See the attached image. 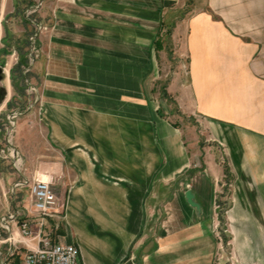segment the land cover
Listing matches in <instances>:
<instances>
[{"label": "crops", "instance_id": "0c3cea01", "mask_svg": "<svg viewBox=\"0 0 264 264\" xmlns=\"http://www.w3.org/2000/svg\"><path fill=\"white\" fill-rule=\"evenodd\" d=\"M42 17L13 172L0 156L11 241L50 234L80 264H223L214 222L229 166L230 253L264 264V0H45ZM2 30L0 18V50ZM45 176L63 215L36 213L27 184L10 213L8 184L16 195Z\"/></svg>", "mask_w": 264, "mask_h": 264}, {"label": "rangeland", "instance_id": "374dc122", "mask_svg": "<svg viewBox=\"0 0 264 264\" xmlns=\"http://www.w3.org/2000/svg\"><path fill=\"white\" fill-rule=\"evenodd\" d=\"M45 0H0V18H2V33H3V47L4 51H8L10 54L7 56H13L9 58L10 63L7 67L8 59L5 58L6 55L3 53L0 54V66L5 63L7 68V80L3 82V85L8 89V98L5 100L3 116L4 122L0 121V124L3 123L4 132H3V141L2 148L6 150L7 153L12 152L11 146L8 144L7 139H9V143L13 145V135L15 133V128H13L12 124L7 119V115H10L13 112L19 114H26L31 110L29 98L31 96L32 99L35 98L34 92H31L30 84L32 83V67L31 64H34L36 61V52L35 45L37 34H39L42 30L43 17H42V9L44 7ZM33 50V52H31ZM21 58L27 60L26 66H23L21 70L15 72L14 76H12V69L18 64ZM11 65V69L9 66ZM30 68V69H28ZM9 69V70H8ZM14 77V79H13ZM31 93V95H30ZM32 106H36V103H32ZM5 114V116H4ZM17 121V120H16ZM176 122V120H173ZM178 121V120H177ZM178 123V122H177ZM13 128V131L9 137H7L8 129ZM200 140L203 139V136L199 133ZM6 139V140H5ZM18 159V158H17ZM8 162L5 165L10 167L9 171L13 172L11 168V161L14 158L9 157L6 159ZM18 161V160H14ZM4 162V161H3ZM227 165V164H226ZM17 163L15 162V167H17ZM19 170L22 168V165L19 164ZM227 169V177L224 178L223 181L220 182L218 187V195L219 200L217 204L220 205L217 208V215L215 216V226L219 224V231L223 239L226 238L227 241L231 240V234L229 232V219H228V211L231 207L232 203V194H233V178L231 173L229 172L230 167L225 166ZM12 185L8 184V193H7V201L10 213L13 212V207L18 205L19 199L21 195L26 193L28 190L27 185L23 180L18 181L14 185V191L16 195L11 191ZM20 188V190H18ZM54 189V188H53ZM19 193V194H18ZM0 264H24V254L26 252V248L24 243H13L15 248L13 254H9V242L10 236L8 235L9 230L5 225L0 224ZM8 244H7V243ZM28 244V243H27ZM230 246L227 247V256L230 255Z\"/></svg>", "mask_w": 264, "mask_h": 264}, {"label": "built area", "instance_id": "2783aa9c", "mask_svg": "<svg viewBox=\"0 0 264 264\" xmlns=\"http://www.w3.org/2000/svg\"><path fill=\"white\" fill-rule=\"evenodd\" d=\"M31 52H33V50H31ZM30 89L35 95L34 99H32L31 96L29 98V102L31 104L30 108H32V103L35 104L37 102V90L33 84H30ZM20 115L21 114L16 112L7 115V119L12 124L13 128H15L16 119ZM13 128L8 129L7 137L11 135ZM7 142L11 146L9 139H7ZM0 156L3 159L12 157L14 160H17L18 153L12 148V152L9 154L4 148H2L0 149ZM25 184L29 185L30 187V200L36 213H38L43 218H55L63 215L64 205L57 197L51 182L46 183L44 179H34L32 183ZM217 208H219L218 205ZM20 233L25 239L31 237L32 232L29 222L22 221L20 223ZM214 233L218 240L217 261L223 262V264H236L231 253L229 256H227V247L230 246V241H227L226 238H222L219 231V224L215 226ZM12 238V235H10L8 241L12 242ZM16 242L21 243V238L15 239L12 244ZM24 244H26V252L23 258L24 264H80L79 248L74 244L54 242L50 234L43 235L40 233L38 237V246L36 248L30 247L29 243L27 244V242ZM13 252L14 249H12L9 254H13ZM6 264L8 263L6 262Z\"/></svg>", "mask_w": 264, "mask_h": 264}, {"label": "water", "instance_id": "95a60500", "mask_svg": "<svg viewBox=\"0 0 264 264\" xmlns=\"http://www.w3.org/2000/svg\"><path fill=\"white\" fill-rule=\"evenodd\" d=\"M6 80H7L6 69L4 66H0V109L8 97V89L6 86L3 85V82ZM11 147L14 150H16V148L13 145H11ZM186 200L191 207L197 210V212L201 211V206L199 203L196 202L195 194L190 189L186 192ZM14 220L15 218H11V221H14Z\"/></svg>", "mask_w": 264, "mask_h": 264}, {"label": "trees", "instance_id": "16d2710c", "mask_svg": "<svg viewBox=\"0 0 264 264\" xmlns=\"http://www.w3.org/2000/svg\"><path fill=\"white\" fill-rule=\"evenodd\" d=\"M1 53H3L4 55L10 54L8 51H4V49L0 50V54ZM27 63H28L27 60H25L24 58H21L20 61L18 62V64L12 69V76H14L16 71L21 70L23 68V66H26ZM2 66H5L4 62H3ZM13 79H14V77H13Z\"/></svg>", "mask_w": 264, "mask_h": 264}, {"label": "clouds", "instance_id": "9594fccd", "mask_svg": "<svg viewBox=\"0 0 264 264\" xmlns=\"http://www.w3.org/2000/svg\"><path fill=\"white\" fill-rule=\"evenodd\" d=\"M39 175H40V174L37 173V176H39ZM44 181H45L46 183L51 182V177H47V176H45V177H44Z\"/></svg>", "mask_w": 264, "mask_h": 264}, {"label": "bare ground", "instance_id": "6f19581e", "mask_svg": "<svg viewBox=\"0 0 264 264\" xmlns=\"http://www.w3.org/2000/svg\"><path fill=\"white\" fill-rule=\"evenodd\" d=\"M10 63H11V62H10ZM10 63H9V64H10ZM5 69H6V68H5ZM6 74H7V70H6Z\"/></svg>", "mask_w": 264, "mask_h": 264}]
</instances>
